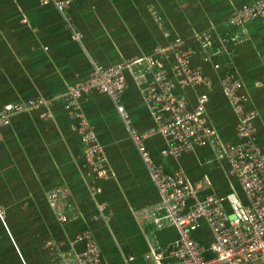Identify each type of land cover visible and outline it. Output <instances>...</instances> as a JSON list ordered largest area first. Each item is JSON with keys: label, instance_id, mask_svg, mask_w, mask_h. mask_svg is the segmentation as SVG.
<instances>
[{"label": "crops", "instance_id": "obj_1", "mask_svg": "<svg viewBox=\"0 0 264 264\" xmlns=\"http://www.w3.org/2000/svg\"><path fill=\"white\" fill-rule=\"evenodd\" d=\"M69 1L66 20L52 2L0 0V119L5 118L0 125V208L5 211L0 264H66V259L75 264L86 248L76 238L86 231L96 238L104 264H153L150 253L179 234L170 223L157 228L153 222L154 212L164 214L162 198L131 131L151 133L145 147L154 163L167 175L182 171L189 182L201 185V196L215 195L232 216L233 206L247 199L234 186L228 161L217 157L242 143L222 80L233 76L239 82L246 110L256 114V137L264 150V18L232 23L238 9L258 0ZM176 44L190 53L188 67L208 83H183L184 75L175 69ZM128 61L145 62L147 81L163 70L174 95L184 97L190 109L202 101L200 119L207 134L180 158L172 156L167 140L155 133L153 109L141 86L126 71L121 103L130 128L107 94L91 91L78 100L106 158L102 174L86 158L68 95L95 68ZM37 100L48 106L16 110ZM45 112L51 116L44 118ZM214 177L228 179L229 190L218 192ZM93 188L101 192L93 194ZM97 203L106 205L108 221L94 219ZM193 236L209 241L205 222L198 223Z\"/></svg>", "mask_w": 264, "mask_h": 264}, {"label": "built area", "instance_id": "obj_2", "mask_svg": "<svg viewBox=\"0 0 264 264\" xmlns=\"http://www.w3.org/2000/svg\"><path fill=\"white\" fill-rule=\"evenodd\" d=\"M52 2L57 10L68 20L67 9L69 0H44ZM264 18V0H258L250 5L238 9L232 17L235 25H244L246 21ZM71 29L73 27L68 23ZM80 39L79 34L75 35ZM175 51V69L178 74L184 75L183 83L199 85L208 83L207 79L198 70L188 67L190 53L181 49V44L172 47ZM159 66V64H157ZM161 67V66H159ZM128 71L141 86L145 102L152 107V115L156 123L155 133L162 135L169 143V153L180 158L190 151L194 144L201 143L207 134L203 127L200 115L203 110L200 105L190 109L184 97L174 95V84L166 79L164 71L155 72L152 81H147L145 62L131 61L121 63L109 68L97 67L89 79L74 85L69 91V106L72 117L78 120L76 131L82 138L85 155L90 165L102 174L106 161L103 149L98 142L94 127L86 116L79 112L78 100L81 96L97 91L107 94L114 102L116 109L124 124L130 128L131 118L125 106L121 103V96L126 88V75ZM222 86L230 99L238 116L237 135L242 140L236 148L219 153L220 160L226 159L230 165L231 173L238 180L245 197L246 204L241 205V215L229 216L213 194L199 197L201 185H193L182 171L167 175L162 166L154 163L145 147V140L151 136L131 131V137L138 152L144 161L150 176L162 198L164 214L154 212L152 219L157 228L166 224L176 227L179 237L167 246L153 250L148 259L153 264H264V150L256 137V114L246 110L247 99L239 95V82L233 76L222 80ZM48 106L43 100L32 101L28 107L37 109ZM50 117V113H43ZM5 118L0 119V125ZM93 194H99L101 189L93 188ZM55 193L48 197L51 206H55ZM106 205L97 203V213L94 219L109 220ZM60 221L65 222L66 217L56 210ZM5 211L0 208V219L4 221ZM203 220L209 230V241H202L193 236L194 229ZM84 241L86 248L75 257V264H104L100 246L93 233L86 231L76 238ZM66 264H71L66 259Z\"/></svg>", "mask_w": 264, "mask_h": 264}, {"label": "rangeland", "instance_id": "obj_3", "mask_svg": "<svg viewBox=\"0 0 264 264\" xmlns=\"http://www.w3.org/2000/svg\"><path fill=\"white\" fill-rule=\"evenodd\" d=\"M222 175L221 174V172H216V176H218V175ZM232 175V174H231ZM234 181V186H236V189L238 190V192H239V194L241 195V196H243L244 197V192H243V190H242V188H241V186L239 185V183H238V181L237 180H235V178H233L232 177V182ZM237 181V182H236ZM212 183H213V187H216V188H218L217 190H218V192H222L223 190H225V189H228L229 190V186H230V182L228 181V179H226V178H221V181L220 180H215V177L214 178H212ZM238 183V184H237ZM193 185H197V184H194V183H192ZM231 187V186H230ZM199 197L200 198H202V196L201 195H199ZM200 222H204L203 220H201Z\"/></svg>", "mask_w": 264, "mask_h": 264}, {"label": "water", "instance_id": "obj_4", "mask_svg": "<svg viewBox=\"0 0 264 264\" xmlns=\"http://www.w3.org/2000/svg\"><path fill=\"white\" fill-rule=\"evenodd\" d=\"M234 209V215L236 217H239L241 215V204H237L236 206H233Z\"/></svg>", "mask_w": 264, "mask_h": 264}]
</instances>
